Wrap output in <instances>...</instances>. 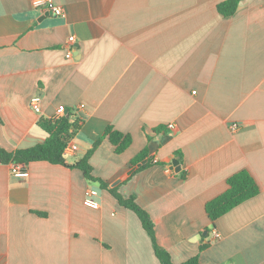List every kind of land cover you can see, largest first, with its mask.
Returning a JSON list of instances; mask_svg holds the SVG:
<instances>
[{
  "label": "crops",
  "instance_id": "crops-1",
  "mask_svg": "<svg viewBox=\"0 0 264 264\" xmlns=\"http://www.w3.org/2000/svg\"><path fill=\"white\" fill-rule=\"evenodd\" d=\"M53 1L61 17L0 0V149L40 145V120L69 116L67 165L101 141L93 175L135 197L174 264H264V0L228 18L226 0ZM109 127L133 138L122 154ZM68 166L32 162L16 177L0 161V264H161L137 214ZM242 170L260 194L213 226L206 204Z\"/></svg>",
  "mask_w": 264,
  "mask_h": 264
},
{
  "label": "trees",
  "instance_id": "trees-1",
  "mask_svg": "<svg viewBox=\"0 0 264 264\" xmlns=\"http://www.w3.org/2000/svg\"><path fill=\"white\" fill-rule=\"evenodd\" d=\"M244 0H226L218 4V13L225 17H233L240 3ZM0 118V123H1ZM39 127L43 129L48 138L46 141L35 147L17 150L14 153H9L3 149H0V161L3 164L20 163L29 164L32 162H49L51 164L68 166L66 163L65 149L72 140V131L77 127L76 122L71 121V117L64 116L59 119H41ZM104 138H108L112 145L115 147L117 154L125 152L133 143V138L129 134H125L121 131L109 127L106 130ZM101 143L99 141L92 150L88 152L85 158L74 164L68 166L71 169H79L84 173V176L95 183H98L102 190L108 191L112 196L116 198L119 204L137 214L140 218L142 225L146 232L152 238L155 247V253L161 264H174L170 253L161 247L156 239L155 225L148 214L136 201L135 197L125 198L119 192V188H111L105 181L97 178L93 175V167L89 160L93 154L95 148ZM147 157V151H143L132 163L136 165ZM144 168V166H143ZM255 177L248 170H242L230 178H228L227 190L210 200L206 204V213L211 220V224L215 226V222L222 216L229 213L234 208L238 207L242 203L260 194V186L258 185ZM40 215L44 216L45 214ZM207 245H202L201 251L206 249ZM184 264H200L198 257H195Z\"/></svg>",
  "mask_w": 264,
  "mask_h": 264
},
{
  "label": "built area",
  "instance_id": "built-area-1",
  "mask_svg": "<svg viewBox=\"0 0 264 264\" xmlns=\"http://www.w3.org/2000/svg\"><path fill=\"white\" fill-rule=\"evenodd\" d=\"M32 6L40 11H47L51 12L53 15L57 17H61L64 13L63 8L59 5H56L53 0H31ZM76 43L75 36H70L67 43V58L72 59L73 58V47ZM30 107L36 114L42 113V99L40 96H35L30 101ZM84 105H82V108ZM65 111V107H60L59 113L63 114ZM62 115L59 117L61 118ZM58 118V119H59ZM174 124H170L169 128L171 130L175 129ZM238 128L237 126H234V129ZM78 151V146L70 141L68 146L65 149V155H74ZM11 172L16 177H27L29 175L28 170L26 169V165L20 164V163H11ZM98 195V192L96 190L90 189L86 191L85 193V205L93 208L98 209L100 207L99 202L95 200V197ZM214 237L219 238L220 235L218 232L214 231Z\"/></svg>",
  "mask_w": 264,
  "mask_h": 264
},
{
  "label": "water",
  "instance_id": "water-1",
  "mask_svg": "<svg viewBox=\"0 0 264 264\" xmlns=\"http://www.w3.org/2000/svg\"><path fill=\"white\" fill-rule=\"evenodd\" d=\"M174 166H178V164H179V162H178V160H174ZM205 235H207V232L205 233Z\"/></svg>",
  "mask_w": 264,
  "mask_h": 264
}]
</instances>
